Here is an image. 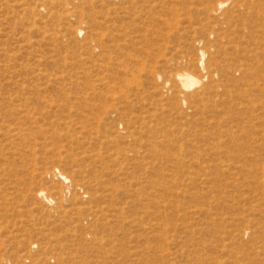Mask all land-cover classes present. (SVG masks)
Here are the masks:
<instances>
[{
	"label": "rangeland",
	"instance_id": "rangeland-1",
	"mask_svg": "<svg viewBox=\"0 0 264 264\" xmlns=\"http://www.w3.org/2000/svg\"><path fill=\"white\" fill-rule=\"evenodd\" d=\"M128 2L0 0V264H264V0Z\"/></svg>",
	"mask_w": 264,
	"mask_h": 264
},
{
	"label": "bare ground",
	"instance_id": "bare-ground-1",
	"mask_svg": "<svg viewBox=\"0 0 264 264\" xmlns=\"http://www.w3.org/2000/svg\"><path fill=\"white\" fill-rule=\"evenodd\" d=\"M123 2H128V1H130V0H122ZM136 1H138V0H131V6H132V4H135L136 3ZM226 2V1H225ZM224 1H219L218 2V5L219 6H221L222 4H224L225 3ZM129 3V2H128ZM214 3V2H213ZM125 8L127 9V10H129V14H131V13H133V15H137L138 17L137 18H134L133 19V29L134 30H136L138 27H139V25L141 24V22H139V21H137V20H139L141 17L139 16V14L137 13V10H139V9H137L138 8V6L136 7V6H134V7H129V6H125ZM219 9V8H218ZM139 12V11H138ZM216 12H218V11H216ZM259 16V15H258ZM263 16H264V14H263ZM260 19H262V17L260 18ZM256 20H259V18L258 19H256ZM78 30H81V28L79 27L78 28ZM259 43H261V42H259ZM199 51H201V50H199ZM264 54V53H263ZM200 55L201 56H205V53H204V51L202 50L201 51V53H200ZM264 56V55H263ZM198 63H199V61H198ZM213 63V62H212ZM199 65V64H198ZM177 78L183 83V86L185 87V88H189V87H192L193 85H195V84H198L199 82H200V79L197 77V76H195V75H193L192 73H178L177 74ZM56 175V174H55ZM58 176L57 177H59L61 180H63V181H67V177L65 176V175H63V174H61V173H58L57 174ZM47 198V197H46ZM48 199V198H47ZM50 199V198H49Z\"/></svg>",
	"mask_w": 264,
	"mask_h": 264
}]
</instances>
